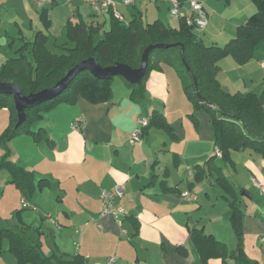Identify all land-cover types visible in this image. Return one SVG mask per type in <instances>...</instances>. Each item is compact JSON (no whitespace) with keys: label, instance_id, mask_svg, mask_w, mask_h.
I'll return each instance as SVG.
<instances>
[{"label":"crops","instance_id":"0c3cea01","mask_svg":"<svg viewBox=\"0 0 264 264\" xmlns=\"http://www.w3.org/2000/svg\"><path fill=\"white\" fill-rule=\"evenodd\" d=\"M9 1L0 0L2 6ZM19 1L29 13L26 19L18 17L15 21L22 44L13 53L0 50L1 65L16 56L25 42L32 41L37 30H44L34 3ZM117 1V10L129 21L134 14L126 18L123 11L131 5ZM137 1L132 6L136 7ZM159 1L162 5L170 3L156 2ZM198 1L203 7L212 6L205 9L207 25L216 21L221 24L217 34H212L215 39L202 38L207 44H226L235 37L237 27L257 10L252 0H231L228 5ZM190 2L184 0L179 4L185 18L198 15ZM172 3L175 4L173 0ZM77 12L82 14L79 5L67 21L77 20L74 18ZM108 14L104 13V26ZM100 19L95 15L90 21L102 26ZM27 23L31 30L36 28L33 34H24ZM218 66L217 79L224 91L264 93V40L248 63L239 65L232 57H226ZM163 68L155 73L156 80L166 89L162 91L164 108L154 103L141 109L140 104L130 100L131 90L122 83L124 94L117 96L114 92L111 101L91 104L79 97L77 102L82 109L78 113L57 108L44 113L32 128H44L49 142L36 140L30 134L11 139L10 158L34 172L36 189L24 206L25 198L12 182L11 173L2 170L0 205L5 202V209L0 210V224L19 232L31 244L40 242L47 255L55 253L69 259L81 254L86 264H105L112 257L113 264H201L191 238L194 226L204 227L206 233L227 245L225 236L231 234L228 218L234 197L216 178L220 173L227 178L241 208L248 197L242 194L238 198L239 189L252 194L255 188L264 195L256 184L264 186V156L251 149L231 150L233 164L225 161L215 145L212 116L207 111L201 110L200 127L195 129L187 124V118L166 107L172 96L168 90L170 74ZM154 109L164 114L177 140L163 129L146 131L139 122L148 121ZM76 121H80V126L74 129ZM9 124L10 112L4 108L0 110V133ZM136 129H140L142 140L132 142L131 135ZM3 152L0 147V157ZM117 185L122 186L124 194L115 197L114 205L123 214L103 215L102 191L113 190ZM185 193L189 196L185 197ZM220 222L225 227H220ZM8 247L0 264H18V258ZM179 247L185 248L186 254L180 253ZM233 263L231 260L229 264ZM206 264L221 262L210 259Z\"/></svg>","mask_w":264,"mask_h":264},{"label":"trees","instance_id":"16d2710c","mask_svg":"<svg viewBox=\"0 0 264 264\" xmlns=\"http://www.w3.org/2000/svg\"><path fill=\"white\" fill-rule=\"evenodd\" d=\"M183 4L184 0H175ZM230 3L231 0H225ZM256 11L247 21L237 27L236 35L224 45L207 44L194 32V24L187 18L181 19L180 27H172L160 19L145 23L141 15L134 14L129 21H120L110 12L111 26L103 29L93 21L87 22L81 16L77 20L69 19L66 33L73 46H66L61 53L53 52L47 46L50 39L51 20L45 8L40 17L44 30H37L32 41L25 42L17 55L9 58L0 66V81L13 82L20 86L25 94L40 91L55 85L65 74L80 61L95 58L102 66L125 63L133 68L141 64L144 49L150 44L174 43L169 48H156L151 51L147 72L139 84H131L130 97L140 102L146 95L145 79L147 74L162 63L171 65L182 81L188 98L196 109L205 110L212 116L215 145L225 161L232 163L231 150L251 149L264 156V93L255 91L229 93L224 91L217 79L218 62L232 57L239 65L248 63L257 46L264 40V0H252ZM56 5L57 1L52 0ZM78 15V14H77ZM184 45L185 57L190 66L187 70L181 55ZM160 50L156 61L152 60L154 51ZM30 55L33 59H30ZM195 76V80L193 75ZM112 79H99L89 71L79 72L69 86L54 99L26 110V120L17 126L18 116L14 99L11 95L0 94V107L8 108L10 124L0 136V142L7 147V142L21 134H30L36 140L50 137L40 127L33 130L43 114L59 103H75L79 97L93 104L108 102L113 98ZM145 130L159 128L173 137L174 129L160 110L154 109ZM210 158L209 161H211ZM208 161V162H209ZM7 169L12 175V182L21 190L25 199H30L36 189L35 174L14 162L9 152L0 159V170ZM197 180H200L198 175ZM218 183L233 197L231 221L238 235L243 234V212L238 204L234 188L227 178L220 173ZM45 185L42 182V186ZM243 191V189L241 190ZM9 241V250L18 258L19 264H86L83 255L78 254L66 259L62 255H47L40 242L31 244L19 232L11 228L0 229V241ZM192 241L200 255L201 264L210 259L222 258L226 264L227 245L206 233L204 227L191 229ZM1 247V246H0ZM186 254L185 248H178ZM233 264H252L255 260L245 256L244 248L231 252Z\"/></svg>","mask_w":264,"mask_h":264},{"label":"rangeland","instance_id":"374dc122","mask_svg":"<svg viewBox=\"0 0 264 264\" xmlns=\"http://www.w3.org/2000/svg\"><path fill=\"white\" fill-rule=\"evenodd\" d=\"M24 1L26 3H29V2L34 3L36 8L39 9L40 12H39L38 20L40 21V25L42 28H45V26H44L43 21L41 20L40 15L45 8L48 9V15H49L48 18L51 20V27H50L51 31H50V39L48 41L47 46L53 52L61 53L64 51V48L66 46L74 45L73 41L69 40L67 37L66 23H67V19L69 17H72L73 9H76L77 5L80 6L82 14L80 12H79L80 14L77 12L78 15L74 17L75 19H78L79 16H81L86 21H90L93 16L98 15L101 17L100 21L102 23L103 29L107 30L111 26V17H110L111 15L110 14H108L109 16L107 19L108 21H107V24L104 26V23H105L104 13L96 12L94 9H92V7L87 2H82L81 0H72L69 2L67 0H58V3L56 5L52 4V0H47V2H44L41 4H39L36 0H24ZM169 1H170L169 4L166 3ZM173 1L175 2V4L172 3V0H167V1L165 0L166 4L162 5V1L156 2L154 0H138L136 7L132 5L128 6L124 9L125 11L123 12L126 18H130L133 14H138L142 16L143 21L145 23L153 22L156 19H160V20L162 19L165 23H168L178 28L180 27L181 19L184 17V14H183L181 5H176V3L178 2L175 0ZM212 1L217 2L216 5H224V4L228 5L229 4V3H226L225 0H222V1L212 0ZM1 3L3 2H0V21H1L0 22L1 23L0 25V50H2L5 54L11 51L13 53L22 44V41L19 38V32L17 30L18 27L15 21L16 19H20V18L21 20L26 19V17L29 16V13H28L27 7L24 8L23 6L24 3L22 1L11 0L7 3H4L3 6ZM206 6L204 7V10L207 8L212 9V6L210 5H208L207 7ZM189 17L197 20L199 18V14L196 16L189 15ZM204 21H205V24L196 25L194 27V32L200 35L201 38L207 39V41L215 39L213 38L212 34H217V31L221 24L218 21H216V22H213L212 24H209L208 26L207 25V22H208L207 14L204 17ZM35 29L31 30L29 24L27 23L25 24L24 34H28V35L33 34ZM204 34H207V36H204ZM168 44H171V43H168ZM159 52L160 50L154 51V53L152 54L153 61H156V56ZM30 59H33L31 55H30ZM6 60H7V57L5 58L4 62ZM0 66H1V62H0ZM162 67H164L163 69H166L170 74L168 90L171 92L172 99L170 100L169 105L166 107L172 108L175 115L187 118L188 125H192L195 129L199 128L200 127L199 114L201 110L196 109L192 101L188 98L187 94L184 91L181 79L179 78L175 69L169 64L162 63V65H160V68L155 67L147 74L146 79H145L146 95L142 101L135 102L131 99V97H130V100L133 103L140 104L139 106L141 109H143L144 107H148V106L150 107L154 103L161 104V106L164 108V105L166 104H165V100L162 98L163 97L162 91L163 89H165V87L162 84H160L158 80H156L157 73H155V71L156 72L163 71L161 69ZM122 83H123V86H125L128 90H130V87L127 85V83L121 76L114 77L113 90L115 92V95L117 96L124 94V92L123 93L121 92L123 91ZM128 94H131V92ZM77 101L75 103H65V102L59 103L52 110L57 108L58 110H63L65 112L71 110L70 114H73L75 112L78 113L81 111L82 108ZM4 108L6 107H0V110H3ZM62 108H65V109H62ZM173 117L174 116H171V118ZM188 127H191V126H188ZM4 130L0 133V136L4 132ZM171 137L172 139L177 140V137H173V136ZM141 140H142V133H141ZM131 141H132V138H131ZM8 142H7V147H8ZM0 147L4 151L2 156H4L8 152L11 156V151L9 147L7 149L5 145H3L1 142H0ZM208 161L206 163L207 165H210ZM2 170H7V169H1L0 172ZM218 176H220V174ZM216 180L218 182V178H216ZM242 194H243V191L239 189L238 198ZM251 195H252L251 197L246 196L248 198L244 199L245 204L241 206V210L243 212V234L238 235L236 231L234 230V227L231 221V212H230L228 222L230 224L231 234L227 233V236H225L227 239V248H228V255L226 256V264H229L232 260L230 257L231 252L233 251L238 252L241 247L244 248L245 256L253 260L257 259L252 264H264L263 250L260 246V238L264 236V195L259 192L257 193L255 188L252 190ZM26 204L27 202L24 201L23 205L26 206ZM1 209L2 210L5 209V202H3L0 205V210ZM18 212L19 211H17L16 213L18 214ZM220 227H225L223 222H220ZM2 228H9V227L8 226L6 227V225L0 224V229ZM0 246H1L0 247V259H4L5 254L8 253V251L6 250L7 247L9 246L8 239L3 238L0 241ZM9 252L11 251L9 250ZM213 259H218L220 260L221 264H223L222 258H213ZM18 264H19V260H18Z\"/></svg>","mask_w":264,"mask_h":264},{"label":"water","instance_id":"95a60500","mask_svg":"<svg viewBox=\"0 0 264 264\" xmlns=\"http://www.w3.org/2000/svg\"><path fill=\"white\" fill-rule=\"evenodd\" d=\"M173 45L175 44L157 43L148 45L142 53L141 64L137 68H133L125 63H116L104 67L95 58L82 60L71 68L55 85L30 94H25L16 83L0 81V94L11 95L13 97L18 116L16 125L19 126L26 120L27 109L34 108L48 100L54 99L69 86L79 72L87 70L99 79H112L116 76H121L131 84H139L147 72L151 51L156 48H169ZM180 46L183 63L187 70L190 71V66L185 57L184 45L180 44ZM193 78L196 83L194 75ZM243 195L248 197L251 196L248 192H243Z\"/></svg>","mask_w":264,"mask_h":264},{"label":"built area","instance_id":"2783aa9c","mask_svg":"<svg viewBox=\"0 0 264 264\" xmlns=\"http://www.w3.org/2000/svg\"><path fill=\"white\" fill-rule=\"evenodd\" d=\"M39 4L47 2V0H36ZM72 1V0H67ZM84 2H87L92 9H94L96 12H103V13H108L109 11H113V14L116 18H118L120 21H126L123 14H121L117 10V5L118 1L117 0H81ZM158 1V0H154ZM136 0H122V3L125 5H132L135 4ZM176 5H179V3H176ZM191 7L194 11H198L199 18L197 20L191 18L188 16L187 20L189 24H194V25H200V24H205L204 17L206 16V12L204 10V7L201 2L198 0H191ZM143 126H146L148 124V121L144 119H140L139 121ZM80 126V121H76L73 124V128L77 129ZM132 142H137L141 140V131L140 129H136L132 136ZM257 186H259L262 191L264 192V186L260 182H256ZM123 188L121 185H117L113 190H103L102 191V199H103V207H102V214H113L115 216H120L123 214L122 210H119L115 205H114V199L115 197H122L123 196ZM185 197H188V193L184 194ZM26 201V199L24 200ZM260 244L263 249L264 253V236L260 238ZM114 263V258H109L105 264H113Z\"/></svg>","mask_w":264,"mask_h":264}]
</instances>
